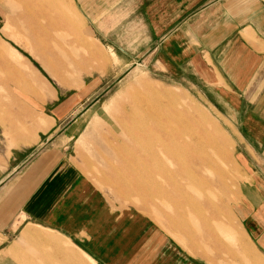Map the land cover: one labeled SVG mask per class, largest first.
<instances>
[{"label": "crops", "instance_id": "1", "mask_svg": "<svg viewBox=\"0 0 264 264\" xmlns=\"http://www.w3.org/2000/svg\"><path fill=\"white\" fill-rule=\"evenodd\" d=\"M61 3L37 20V37H61L88 68L65 79L81 86L40 100L38 119L13 106L26 130L24 139L7 128L10 140L0 135V264H264V0ZM127 47L191 70L234 140V191L202 199L193 215L183 207L180 225L112 207L71 159L69 144L85 132L86 105L100 90L91 79L104 81L111 55L121 64Z\"/></svg>", "mask_w": 264, "mask_h": 264}, {"label": "rangeland", "instance_id": "2", "mask_svg": "<svg viewBox=\"0 0 264 264\" xmlns=\"http://www.w3.org/2000/svg\"><path fill=\"white\" fill-rule=\"evenodd\" d=\"M60 6H64L61 0H0V135L5 141L10 140L8 134L14 132L15 139L25 137L26 126L19 120L17 112V118L13 116V106L16 111H21L22 104L38 119L43 105L41 101L51 99L55 94L59 97L66 88L83 84L69 85L65 82L66 78L88 68L77 61V51L65 49L69 46L60 44L61 37H50L49 43H45L43 37H37L38 21L57 15ZM90 48L94 60L103 62L102 51ZM87 49L83 50L85 56L90 54ZM122 50L128 55L122 57L121 64L111 55V69L106 70L104 81L91 79V83L99 85L100 90L86 105L88 124L85 132L69 144L71 159L103 192L112 207L137 209L166 228L169 221L180 225L182 217L178 212L183 207L187 215H193L202 199L204 202L216 194L234 191V140L220 113L208 103L211 94L199 77L191 75V70L183 69V66L177 71L170 70L167 66L169 61L162 63L164 66L157 64L153 57L137 55V48ZM56 57H59L58 61H55ZM134 59H138L137 63L133 62ZM62 63H67V66H59ZM28 66L36 68L45 77L48 82L38 75L48 89L42 88L40 82L32 77ZM25 87L34 90L33 93L24 91ZM153 89L167 98L148 95ZM28 96L29 101L23 104ZM137 97L141 98L137 120L145 119L155 106L159 108L161 122H172L176 127L183 179L190 177L192 180L187 184L182 181L176 194L177 201L173 198L164 200L160 197L161 191L150 198L147 190L133 188L134 184L142 182L145 175L134 178L120 147L124 136L117 134L115 138L111 137L104 128L112 125L119 107Z\"/></svg>", "mask_w": 264, "mask_h": 264}, {"label": "bare ground", "instance_id": "3", "mask_svg": "<svg viewBox=\"0 0 264 264\" xmlns=\"http://www.w3.org/2000/svg\"><path fill=\"white\" fill-rule=\"evenodd\" d=\"M153 94L156 97H165L155 90L148 93L150 96ZM140 105L141 98L139 97L132 102L127 101L117 109V116L113 119L112 125L108 124L104 128L111 137L115 138L117 134L124 136L120 147L125 155L124 159L129 160L125 163L130 166L134 178L140 174L145 175L142 182L134 184L133 188L147 190L150 198L156 197V192L161 191L160 197L164 200L172 198L176 200L178 188L184 180L181 162L178 158L176 127L172 122H161L158 117L159 108L155 106L145 119L137 120L136 115ZM184 182L192 183V180L189 177Z\"/></svg>", "mask_w": 264, "mask_h": 264}]
</instances>
